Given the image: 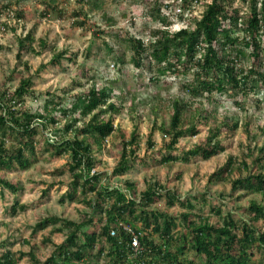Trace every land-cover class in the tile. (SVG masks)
Instances as JSON below:
<instances>
[{
    "label": "trees",
    "instance_id": "16d2710c",
    "mask_svg": "<svg viewBox=\"0 0 264 264\" xmlns=\"http://www.w3.org/2000/svg\"><path fill=\"white\" fill-rule=\"evenodd\" d=\"M3 1L1 8L7 18H14L17 22L26 18L20 7L26 0ZM38 1L42 6L38 14L40 20H72V25L83 31L88 30L92 21L89 13L103 10L105 3V0H73L76 7L66 12L65 7H60L59 0ZM240 1L246 11L234 7V0H210L202 3L203 10L200 15H195L193 7L201 0H169L167 3L152 0L144 17L160 23V27L151 29L143 26L142 33L146 37L131 35L126 30L120 31V36L117 31L114 36L122 38L127 44L131 52L130 62L138 80L142 75H147L148 84L155 85L166 74H192L190 82L181 86L189 95L204 97L218 105L220 101L213 97L214 94H226L227 99L240 110L246 111L251 105L260 110L264 106L260 100V96H264V0ZM171 15L187 20L188 24L170 32ZM108 24L111 26L115 22L110 18ZM1 25L7 26L6 23ZM93 25L96 28L94 36L105 34L106 31L99 29L98 24ZM33 40L32 31L18 36V59L23 53H37ZM105 46L112 52L108 45ZM41 47L46 48V44L41 42ZM51 51L49 64L65 70L62 64L65 58L76 65L75 57H65L67 50L52 48ZM90 56L87 50L85 58ZM112 60V67L117 65L119 68L124 64L123 58L117 55ZM79 69L88 73L83 65ZM31 85V77L27 76L19 80L13 91L0 87V170L16 166L27 169L30 166L29 155L35 156L36 145L42 141L46 145L43 150H50L52 157L69 153L71 190L60 198V203L66 200L81 203L90 212L79 223L51 216L34 225L32 233L50 226L52 233L67 232L64 241L56 245L44 261L40 262L33 251L17 255L5 251L0 253V264H17L25 256L34 264H196L194 260L186 258L189 249L201 258L198 264H256L253 261L256 252L261 253L264 264V229L252 225V222L264 218V203L250 199L245 209L249 218L236 221L228 212L221 217L220 224H212L208 217L200 215L191 219L195 206L189 200L181 202L174 191L165 189L157 182L148 183L144 191L137 193L133 183L126 181L125 188L112 185L107 173L95 170L99 162L94 150L105 146L107 138L115 132L119 131L121 150L112 176H121L130 168L131 159L139 148L136 124L128 137L113 124L112 115L120 114L121 107L111 100L115 95L111 85L98 87L93 83L87 91L70 96L67 92L62 97L48 93L42 109L25 104ZM186 106L183 101L174 100L168 125L162 123L157 126L154 121L153 128L159 130L163 138H168L165 148L169 154L161 159L163 163L188 162L194 157L210 159L224 149L219 140L221 126L231 131L239 127L238 120L210 127L202 143L194 145L182 155H172L180 138L198 134L193 118L189 120L191 125L184 127ZM208 117L203 115V120L197 118V123L206 124L207 120L204 119ZM61 118L64 122L59 125ZM84 118L88 120L78 127L80 119ZM37 126H41V130ZM50 128L56 130L52 134L57 141L53 143L45 141L42 136L44 130ZM245 131L248 135V130ZM37 136L42 137L37 139ZM147 145L152 146L151 134L147 136ZM257 150L264 154V145ZM253 162L263 169L264 155L254 158ZM231 164L230 159L224 167L210 175V180H229L224 174L229 172ZM242 166L248 169L245 162ZM231 186L233 190L245 191V194L264 196V172L239 176L231 181ZM5 189L14 194L20 188L0 176V193L3 194ZM124 190L130 192L131 198L126 196ZM161 197L165 198L167 207L177 203L186 208L178 216L179 222L170 214L149 209V205ZM137 199H140L138 203ZM25 209L26 205L16 201L10 206V213L15 215ZM216 213L221 216L220 209ZM96 220L102 224L98 229H93ZM138 222L142 227L137 226ZM120 224L128 226L135 233L140 232L141 253L137 256L132 255L130 248L131 234ZM113 228L116 229L115 236L110 235ZM101 258L102 263L99 261Z\"/></svg>",
    "mask_w": 264,
    "mask_h": 264
},
{
    "label": "rangeland",
    "instance_id": "374dc122",
    "mask_svg": "<svg viewBox=\"0 0 264 264\" xmlns=\"http://www.w3.org/2000/svg\"><path fill=\"white\" fill-rule=\"evenodd\" d=\"M209 1L198 2L193 7V13L200 15L203 10L202 3ZM151 3L152 0H105L103 10L89 13L92 21L89 22L88 30L83 31L80 27H74L72 20L58 18L40 20L38 14L42 6L38 0H26L21 3L20 7L24 10L26 18L17 22L14 18L6 17L1 8L4 1L0 0V87L13 91L21 78L30 76L32 85L25 104L42 109L48 93L62 97L67 92L70 96L87 91L93 83L98 87L111 85L115 91L111 100L121 107L120 114L112 115L113 124L125 137L129 136L136 124L139 148L135 157L131 159L130 168L121 176H112L121 150L119 131L115 132L107 138L105 146L94 150L99 162L95 170L107 173L108 181L112 185L125 188L126 181L133 183L137 193L144 191L148 183H159L165 189L174 191L181 202L189 200L195 206L191 219L200 215L208 217L212 224H220L221 217L228 212L236 221L249 218L245 210L249 200L255 199L259 203H264V196L245 194V191L240 189L233 190L231 181L239 176H246L249 172H264V164L261 169L253 162L254 158L264 155L257 150L264 145V106L257 110L251 105L243 111L235 107L233 102L227 99L226 94L220 96L214 94L213 97L220 101L218 105L204 97H193L181 88L190 82L192 74L186 76L166 74L155 85L148 84L147 75H142L138 80L130 62L131 52L127 44L122 38L115 37L114 33L118 31L117 34L120 36L122 35L120 31L126 30L131 35L146 37L142 33L143 26L151 29L160 27V23L144 17ZM59 4L60 7H65L66 12L69 8L76 7L73 0H59ZM233 6L241 7L242 12L246 11L240 0H234ZM110 18L115 22L111 26L108 24ZM169 21L170 32L178 31L188 24L187 20H180L174 15L169 16ZM1 23H6L7 26L3 27ZM94 23L99 25V29L106 31L104 35L99 33L93 35L96 29ZM29 31H32L33 46L37 53H23L18 59L16 55L18 36H24ZM41 42L46 44V48L41 47ZM105 44L112 52L107 50ZM52 48L67 50L65 57H75L76 65L64 60L65 58L62 59L65 70L49 64ZM87 50L91 53L88 59L85 58ZM116 55L124 60L123 66L119 65V68L117 65L112 67V58ZM81 65L88 71L87 74L79 69ZM177 99L187 105L183 114L186 117L184 127L191 125L189 120L193 118L198 134L180 138L176 150L171 152L172 155H182L194 145L202 143L210 127L222 123L231 124L238 120L239 127L236 130L231 131L220 125L222 131L219 140L224 146L223 151L210 159L194 157L188 162L177 161L168 164L161 162V159L169 154L165 148L168 138H163L159 130L153 128L154 121L157 126L162 123L168 125L172 103ZM260 100L264 103V96H260ZM202 114L210 117L204 119L207 120L206 124L197 123V118L203 120ZM87 120L88 118L80 119L78 127ZM59 121V125L64 122L63 118ZM37 128L41 130V126ZM53 131L52 128L44 130L43 139L49 143L57 141L52 134L56 133V130ZM150 134L152 146L147 145V136ZM42 136H37V139ZM44 144L42 141L36 145L35 156L29 155L30 166L27 169H19L16 166L0 170L2 178L20 188L14 194L7 189L3 194L0 193V253L10 251L17 255L33 251L40 262L48 258L54 247L64 241L67 232L52 233L50 226L32 233L34 225L39 220L51 216L79 223L84 221L86 219L84 215L90 212L81 203L68 200L60 203V198L71 190V175L68 170L71 155L67 153L58 158L52 157L50 150L48 152L43 150L46 146ZM230 159L232 164L229 172L224 174L229 180L219 182L210 180V175L224 167ZM244 162L248 169L242 166ZM16 201L26 205V209L12 215L10 206ZM149 209L170 214L176 217L178 222V216L186 211L185 207L177 203L167 207L164 197L153 201ZM217 209H220L221 216L216 213ZM96 221L93 229H98L102 224L101 221ZM252 225L264 229V218L252 222ZM137 226L140 228L142 224L138 222ZM186 258L194 260L196 264L201 260L191 249L186 252ZM262 259L261 253L256 252L253 261L262 264ZM102 260V258L99 260L100 263ZM17 264L34 263L25 256Z\"/></svg>",
    "mask_w": 264,
    "mask_h": 264
},
{
    "label": "built area",
    "instance_id": "2783aa9c",
    "mask_svg": "<svg viewBox=\"0 0 264 264\" xmlns=\"http://www.w3.org/2000/svg\"><path fill=\"white\" fill-rule=\"evenodd\" d=\"M91 173H94V170L91 171ZM125 194L127 197L131 198L130 192L127 190H124ZM140 199H137L136 202L138 203ZM124 230L128 231L131 236H130V248L132 251V255L137 256L138 254L141 253V247H140V242H139V236L140 232L135 233L132 231L128 226L120 224ZM110 235L115 236L116 235V229L113 228L110 230Z\"/></svg>",
    "mask_w": 264,
    "mask_h": 264
}]
</instances>
